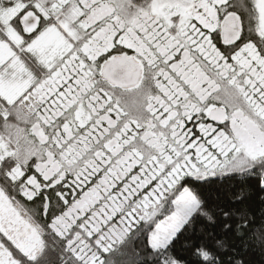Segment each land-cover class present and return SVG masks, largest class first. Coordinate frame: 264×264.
<instances>
[{
    "label": "snow or ice",
    "instance_id": "1",
    "mask_svg": "<svg viewBox=\"0 0 264 264\" xmlns=\"http://www.w3.org/2000/svg\"><path fill=\"white\" fill-rule=\"evenodd\" d=\"M253 251L264 0H0V264Z\"/></svg>",
    "mask_w": 264,
    "mask_h": 264
},
{
    "label": "trees",
    "instance_id": "2",
    "mask_svg": "<svg viewBox=\"0 0 264 264\" xmlns=\"http://www.w3.org/2000/svg\"><path fill=\"white\" fill-rule=\"evenodd\" d=\"M230 184L232 187H238L240 184V180L237 179V180L231 181ZM250 203L252 204L253 210L257 213V215H259V212H260L259 201L258 200H252V201H250ZM246 258L249 259L250 261H252L253 264H259V262L262 259L258 251L250 252Z\"/></svg>",
    "mask_w": 264,
    "mask_h": 264
}]
</instances>
